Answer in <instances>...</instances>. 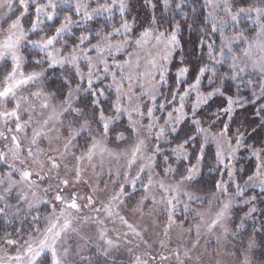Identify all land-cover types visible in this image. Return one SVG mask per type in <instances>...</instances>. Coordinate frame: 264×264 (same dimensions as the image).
Instances as JSON below:
<instances>
[{"label": "snow or ice", "instance_id": "6c2138e0", "mask_svg": "<svg viewBox=\"0 0 264 264\" xmlns=\"http://www.w3.org/2000/svg\"><path fill=\"white\" fill-rule=\"evenodd\" d=\"M204 6L209 11L201 23L208 21V31L219 33V45L212 40L205 43L206 37H203L199 40L201 47L215 64L223 66L225 61L229 62L223 77L251 87L253 96L264 97V78L254 80L251 78L253 73L248 71L250 67L259 69L264 77V0H205ZM221 10L223 16L219 15ZM125 11L126 0H98L95 5L90 0H0V32L4 33L0 35V61H3L0 67L6 69L0 83V124L5 126L0 128V140L6 141L8 147V151H0V161L8 162L5 168H0V185L4 186L0 189V201L3 202L0 238L4 245L0 249V264H67L64 257L69 255L70 249L57 245L69 232L78 231L73 226L72 213L85 206L98 215L103 211L105 216L118 217L126 229L123 235L127 240L129 235L142 236L137 224L119 213L120 205L128 204L133 197L138 196L134 211L141 215L145 214L144 209L149 203V215L162 206L160 210L166 217L165 237L174 227H183L176 215L181 204L185 221L190 213L199 217L197 223L185 229L187 232L195 229L197 235L202 227L209 233L218 227L227 230L228 217L234 212L239 215L233 209L238 199L246 206L245 217L256 213L257 200L264 204L261 194L255 193L256 186L264 193V141L260 146L246 143L249 136L257 134V128L264 133V105L255 110L259 117L257 127L244 123L233 136L236 110L248 111L237 84L235 94L225 96L221 110L227 120L222 121L219 132H211L195 119L189 126L190 112L195 114L200 105L208 103L210 96L228 93L233 85L225 81L223 89L216 86L208 92L200 91L201 78L211 80L209 73L216 72L214 66L203 62L192 70L185 62L170 76L167 65L179 40L183 39L177 35L181 25L176 24L167 31L154 30L150 25L136 32L127 19L120 18L116 23L115 14L118 12L123 17ZM250 22L256 27L249 29ZM253 32L255 35H250ZM40 53L45 54L46 63L53 70L57 66L70 65L67 71L72 75L70 79L65 75L55 93L44 89L31 92L37 103L27 100L20 90L42 77V71L30 67L40 63L37 58ZM169 80L179 87H170L165 99L161 100L163 87ZM81 92L85 95L81 96ZM105 96L108 100L101 99ZM89 107L92 120L88 119ZM122 118H126V125H117L115 121ZM66 120L69 121L67 124ZM93 121L98 132L91 127ZM117 127H124V131L116 136L126 143L123 148L110 146L114 143L110 138ZM192 132L201 134L203 141L196 139V149L190 155L189 141L195 139ZM61 138L62 144L48 150L55 154H48L46 162L40 160L46 151L42 145L47 142L51 146ZM76 141L82 145L79 153L70 152L77 146ZM209 141L215 144V159L224 168L221 177L238 175L234 162L241 148L251 158L247 166L239 169L248 178L243 185L235 183V192L230 191L232 185L224 183L223 179L214 181L217 192L225 197L214 211L191 208L194 194L188 190L191 185L201 182L197 177L201 176V165L209 157ZM25 152L34 162L40 163V170L26 164L17 168L16 162ZM164 152L168 155H163ZM69 155L71 164H64V167L71 179L61 176L59 183L64 189L57 188L54 196L55 201L63 205L59 213H55L53 205V214L43 223L39 212L33 216L32 223L19 219L21 207L13 211L5 192H16L12 199L29 210L39 208L41 204L47 207V201L36 192L17 189L20 185L31 189L37 183V177L42 181L45 163L49 172L59 171L64 158ZM172 157L180 166L173 167L171 163L161 166ZM97 166L99 172L95 171ZM89 167L97 176H102L106 170L113 186L102 209L96 207L97 201L92 194L84 196L86 204H81V197L74 188L65 198L72 182L84 180ZM113 175L117 179H112ZM168 175L179 179L169 182ZM248 185L252 186L250 193L245 191ZM154 189H159V199ZM96 190L94 186L92 191ZM213 198L210 197L209 202ZM243 223L241 219V226ZM98 236L105 246V255H111L109 249L119 247V240L113 239L105 229H99ZM160 243L165 246L164 240ZM187 254L185 251L184 255ZM172 255L178 264H183L179 248L174 249ZM168 258L163 253L160 255L161 260ZM134 264L147 262L137 256Z\"/></svg>", "mask_w": 264, "mask_h": 264}, {"label": "clouds", "instance_id": "9594fccd", "mask_svg": "<svg viewBox=\"0 0 264 264\" xmlns=\"http://www.w3.org/2000/svg\"><path fill=\"white\" fill-rule=\"evenodd\" d=\"M90 2L95 5L98 0H90ZM162 5V10L158 11ZM205 0H126V11L123 14V17H120L116 23L120 22V18L127 19L131 26L136 30V32L142 31L143 28L151 27L154 30L167 31L170 28L174 27L176 24H180V28L177 29V35L182 36L183 39L179 40L176 48L168 62V71L169 75H174L176 67L182 66L185 62L188 64L190 70L194 69L199 63L203 62L210 66H214L216 69L215 74L211 72L209 75L212 77L211 80H205L201 78V87L200 91L208 92L212 88L219 86L221 89L224 87V82L235 86L239 84L240 91L251 89V87H245L244 84L240 81H233L228 77H223V73L228 71V63L225 61L223 66L220 64H215L209 56L206 54V51L201 47L199 40L200 38L206 37L205 43L208 40L216 41V36L219 37V33H211L208 31V21H205L203 24L201 20L207 15L209 9L205 8ZM202 9H206V14L202 13ZM220 16H223V11L219 12ZM129 16L131 17L129 19ZM155 17V21L153 20ZM103 21V20H102ZM111 23V22H110ZM103 24V22H102ZM187 25V36H185V28ZM90 27V26H85ZM249 29L255 28L256 25L249 23ZM232 29L229 27L228 32L230 33ZM3 32H0V35H3ZM195 34V35H193ZM246 34H248L246 32ZM250 35H255L251 33ZM119 39V37H118ZM195 43V53H193V45ZM217 43V41H216ZM237 43H239L237 41ZM187 44V49L185 48ZM219 43H217V46ZM23 50V49H22ZM156 49H153L155 52ZM178 53V55H177ZM40 63L31 64V68H35L37 71H42L43 75L40 79L36 80L29 86H26L24 89L20 90V94L27 98L29 101H35V98L31 96V92L37 89H44L45 91H50L55 93L56 89L64 81L65 75L70 79L72 73L67 71L71 66L68 65L65 68L59 67V73L52 71L50 73V68L45 60V54L40 53L39 57ZM27 62V60H26ZM3 61H0L2 64ZM56 67V68H57ZM6 69L0 67V83L3 82V77ZM249 72L253 73L251 76L254 80H259L264 77L261 76L259 69L249 68ZM53 81L55 83H53ZM107 81L105 82V86ZM75 88V84L72 85ZM170 87H179V85H173L172 81L169 80L168 84L163 87L160 99L164 100L167 92ZM252 90V89H251ZM111 91V90H109ZM81 96L85 93L81 92ZM228 93H217L209 97L208 103L200 105L196 109V113H189L187 120L189 126H192V121L199 120L203 127L210 129L211 132L216 133L221 129L222 121H226L223 111V107L220 104L215 106L210 105V101H214L215 98H225ZM254 99L249 100L247 97L243 96L244 107L248 104H255L257 100L264 98L259 95L253 96ZM74 100H78V97H73ZM102 100H108V97H101ZM38 103V102H37ZM223 103V100L220 101ZM264 105L261 103L259 106ZM82 107V106H81ZM107 107V104L105 105ZM37 113L40 112V109L37 107ZM92 109H88V119L92 120L91 116ZM160 115L161 113H157ZM71 118H69L70 120ZM69 121L66 120L65 124ZM117 125L125 124L126 118L115 121ZM231 123V121H229ZM244 122L241 120L240 123L235 126L233 129V136H235ZM215 125V127H213ZM233 125V124H232ZM5 126L0 124V128ZM59 127V125L57 126ZM91 127L94 131L98 132L97 125L93 121ZM124 131V127H117L115 132L111 136V140L114 141L110 146L123 148L126 146V143H122L119 139H116V136ZM55 135V133L53 134ZM65 136L67 133L64 134ZM127 137V133H125ZM192 136L195 138L189 141L188 152L191 153L196 149V139L203 141V136L199 133L192 132ZM135 137L133 136V139ZM84 137H81L83 140ZM151 138L149 137V140ZM63 138L59 141H54L50 146L45 142L42 147L45 148V154L40 157V160L46 162V157L49 153L50 147H56L59 144H62ZM130 142V141H128ZM7 142L0 140V151H8L6 147ZM75 145L70 149V152L79 153L80 147L82 145L79 141L74 142ZM210 144V154L205 163L201 165V176L197 177V180H200V183H195L188 188L194 194V199L191 202V208L194 209H210L215 210L220 203L225 199L223 194L217 192L214 187V181L217 180L216 174H220L219 179H223L224 183L231 184V192H235V183L244 184L247 180V175L245 176L244 172L239 171L240 168H243L244 165H240L237 168L238 175L232 178L227 175L221 177V173L224 172V168L217 163L215 159V144ZM27 141H25V148L27 147ZM244 148L240 149V152ZM62 151V149H61ZM163 155H168L164 152ZM247 158H250L249 156ZM240 159H246L241 157L239 153L237 154V161ZM71 156H66L61 164L59 171L52 170L48 171L47 165L43 169L44 179L41 181L39 177L36 178L37 183L31 188H25L24 185H20L17 189L36 192L40 197L47 201V207L43 204L39 208L27 209L22 207L15 199H12L16 196V192L7 193L5 195L9 197L10 203L13 205V211L17 207H21V217L28 223H32L33 216L37 212L40 214L41 223H43L49 215L53 214V205H55V213H59L60 209L63 207L62 204L56 202L54 199L57 188H60L63 191L64 186L59 183V178L65 176L71 179V174L64 167V164H71ZM235 161L234 163H237ZM194 162V161H193ZM6 161H0V168H5ZM115 162H113L114 164ZM123 163V160H121ZM171 163L173 167L180 166L179 162L175 161V158L172 157L161 165L162 167ZM185 164L188 161H184ZM24 164L33 167L35 170H40L41 165L38 161H33L30 157L27 156V153L21 157L20 160L16 162L17 168L23 166ZM107 165L105 166V168ZM96 172L100 171L99 166H97ZM112 179H117L113 175ZM179 179V177H172L168 175L169 182H174V180ZM96 187V191L93 192L92 188ZM4 186L0 185V189ZM112 183L109 179L106 170L102 176H97L93 174V169L88 168L85 173V179L80 182H72L71 187L68 192L65 193V198L68 197L69 192L74 188L76 192L81 197V204H86V201L83 199L84 196L92 194L94 199L97 201L96 207L102 209L103 202L105 197L110 194L112 191ZM252 186L248 185L245 188L246 192L251 190ZM207 189V190H205ZM259 191H256V190ZM157 193V198L159 199V189H154ZM255 193H260L261 200H264V193H261V188L259 186L255 187ZM214 197L211 202L209 198ZM182 200L183 195L181 194ZM137 197H133L128 204H121L119 207L120 215H126L129 220L135 222L140 232L142 233L141 237H136L129 235L127 240L125 239L123 233L126 230L121 224L118 217H108L103 214V211L98 215L92 208L83 207L79 212H73V226L78 229L77 232H69L66 239H62L57 245L58 248H69L70 253L64 259L67 261V264H134L135 258L138 256L142 261H146L147 264H178L177 259L172 252L174 249L179 248L181 252L180 260L183 264H264V204L257 200L256 207L257 211L253 216H244V212L236 215L235 212L233 215L228 217V229L225 230L223 227H218L214 232L209 233L203 227L200 229L199 235H197L195 229L191 232L185 231L190 224L197 223L199 217L194 214H189L187 220L185 221V213L183 212L182 204L178 207L176 215L178 223L182 222L183 227H174L170 230L169 236L165 237L163 235V228L166 221L164 213L160 210L162 206H158L150 215L148 214V208L151 207L149 203L148 207L144 209V215H141L138 212L134 211V203ZM3 206V202L0 201V207ZM246 207L242 201L239 199L233 205V209ZM211 215V211L209 212ZM87 217V219H85ZM241 219L244 220L243 225L241 226ZM2 221V218H0ZM103 221V223H100ZM27 227V225H25ZM105 229L106 232L112 236L113 239L119 240V247L109 249L108 251L111 255H105L104 250L105 246L103 241L98 236L99 229ZM11 231V228H9ZM119 233V235H117ZM165 241V246H161L160 241ZM3 239L0 238V249H3ZM187 251V256L184 255ZM168 255L167 260H161V254ZM2 254V252H0ZM63 255V253H61ZM155 257V258H153Z\"/></svg>", "mask_w": 264, "mask_h": 264}, {"label": "trees", "instance_id": "16d2710c", "mask_svg": "<svg viewBox=\"0 0 264 264\" xmlns=\"http://www.w3.org/2000/svg\"><path fill=\"white\" fill-rule=\"evenodd\" d=\"M141 2H142V0H141ZM160 10H162V5H161L160 8L158 9V11H160ZM201 11H202V13L206 14V9H202ZM115 16H116V21H118V20H119V14H117V15H115ZM130 18H131V17L129 16V19H130ZM102 22H103V21H102V19H101V23H102ZM92 26H93V27H96L95 23H93ZM170 27H171V26H169V28H170ZM184 28H185V36H187V25H185ZM193 35H195V34H193ZM215 38H216L217 41L219 40V37H218V36H216ZM185 48L187 49V44H185ZM205 51H206V49H205ZM177 55H178V53H177ZM205 80H206V79H205ZM53 82H54V81H53ZM54 83H55V82H54ZM230 83H231V82H230ZM235 92H236V89H235V86H234V84H233V87H232L231 90L228 92V94H232V95H234ZM241 94H242L244 97H247L249 100L254 99V97H253V95H252V90H251V89L244 90V91L241 92ZM221 100H223V103H222V104L220 103ZM209 103H210V105H213V106H215L216 104H220L221 107H224L225 98H215L214 101H210ZM261 103H264V98H261V99L257 100L255 104H248V105H246V106H245V109L248 110V111H246V112H245L244 110L238 108V109L236 110V114H235V121H236V122L233 123V125H232L233 128H234L235 126H237V125L240 123L241 120H242L244 123H251V125H252L253 128L257 127V125L259 124V117L255 115V110H256V108L259 107V105H260ZM249 132L251 133V128H249ZM262 141H264V133H261V132H260V129L257 128V134L249 136L248 139L246 140V143H248V144H256L257 146H260V143H261ZM241 153L243 154L242 157H245V158H246L245 154H247V153H246L244 150H243ZM250 159H251V158H250ZM250 159L248 160L246 166H247L248 163L250 162ZM242 163H243V160L240 159V160H239V164H242ZM216 178L219 179V173L216 174ZM205 190H207V189H205Z\"/></svg>", "mask_w": 264, "mask_h": 264}, {"label": "rangeland", "instance_id": "374dc122", "mask_svg": "<svg viewBox=\"0 0 264 264\" xmlns=\"http://www.w3.org/2000/svg\"><path fill=\"white\" fill-rule=\"evenodd\" d=\"M117 14H118V12H117L115 15H117ZM4 26L6 27V25H4ZM216 41H217V40H216ZM217 43H219V40L217 41ZM121 58H123V56H121ZM52 71H55V72L59 73V68L57 67V68H55L54 70H53V69L50 70V73H51ZM53 83H54V82H53ZM244 151L246 152V150H244ZM241 152H242V151H241ZM241 152L239 153V155L242 157L243 154H242ZM246 153H247V152H246ZM245 156H246V159H242V160H243V163H242V164H239V160L237 161V168H239L240 165H244V166H246V164H247V162H248V160H249L250 158H247V157H248L247 154H245ZM221 167H223V166H221ZM248 174H250V173H248ZM225 176H226V174H225ZM245 176H246V174H245ZM219 178H220V174H219ZM256 191H259V190L257 189ZM250 192H251V190H249V193H250ZM236 210H237L238 213L240 214V213L246 211L247 209H246V207H243V208H237Z\"/></svg>", "mask_w": 264, "mask_h": 264}]
</instances>
